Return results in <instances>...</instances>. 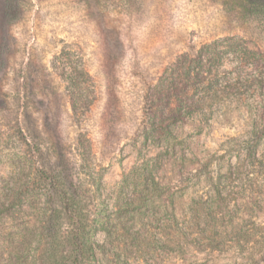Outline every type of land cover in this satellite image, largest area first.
<instances>
[{"label":"rangeland","instance_id":"rangeland-1","mask_svg":"<svg viewBox=\"0 0 264 264\" xmlns=\"http://www.w3.org/2000/svg\"><path fill=\"white\" fill-rule=\"evenodd\" d=\"M115 2L0 0V200L25 195L0 209V264L47 250L51 203L33 171L49 163L97 219L89 264H264V42L217 0L130 1L151 21V56L209 43L213 79L168 133L147 132L140 112L131 132ZM86 149L101 175L88 192Z\"/></svg>","mask_w":264,"mask_h":264},{"label":"trees","instance_id":"trees-1","mask_svg":"<svg viewBox=\"0 0 264 264\" xmlns=\"http://www.w3.org/2000/svg\"><path fill=\"white\" fill-rule=\"evenodd\" d=\"M130 1L132 0L115 2L118 8L119 39L129 59L125 65H114L115 73L117 74V70L123 71L129 80L127 96L125 94L124 99L128 101L130 131L138 128L137 121L141 115L148 120L145 125L147 132L165 134L170 131L171 125L184 121L186 114L194 113L192 111L198 104L195 101L196 95L201 90H212V53L205 52L212 47L205 43L196 54L189 51L178 54L175 51L168 55L159 52L151 56L147 52L146 44L152 29L151 21L141 17V13L133 9ZM217 1L225 14L235 17L241 26L248 27L254 40L264 42V0ZM71 71L76 73L78 68L72 67ZM69 79V83L77 87L74 84L76 78L71 75ZM122 99V95H115L113 98L118 108ZM76 101L79 102V99ZM87 149L82 156L83 173L80 172L81 186L85 187L86 192L91 188H98V178H101V175L94 174L92 163L90 165L88 162V155L92 156L93 153L91 149L88 154ZM81 175L85 177L82 178ZM33 176L35 183L39 185V191L51 203L50 213L45 214L44 220L39 224L40 239L46 243L47 250L38 256L37 264L94 263L99 246L93 240L91 230L97 219L91 217L89 206L78 199L75 192L70 194L64 189L55 163L35 167ZM23 194L18 198L0 200V209L14 205L15 201L20 202L24 199ZM4 219L9 226L16 222L14 212H8ZM65 227L68 229L66 233L63 232ZM15 229L19 230L16 226H11L4 232L10 239H14ZM53 231L55 232L52 233ZM60 241L63 242L58 244Z\"/></svg>","mask_w":264,"mask_h":264}]
</instances>
